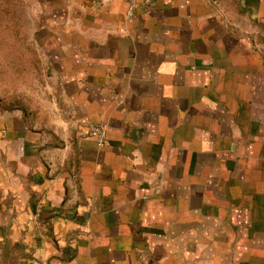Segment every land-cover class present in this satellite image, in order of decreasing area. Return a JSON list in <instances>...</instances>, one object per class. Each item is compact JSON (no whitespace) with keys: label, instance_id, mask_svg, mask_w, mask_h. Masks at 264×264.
<instances>
[{"label":"crops","instance_id":"obj_1","mask_svg":"<svg viewBox=\"0 0 264 264\" xmlns=\"http://www.w3.org/2000/svg\"><path fill=\"white\" fill-rule=\"evenodd\" d=\"M23 1L54 94L0 107V264H264V0Z\"/></svg>","mask_w":264,"mask_h":264},{"label":"rangeland","instance_id":"obj_2","mask_svg":"<svg viewBox=\"0 0 264 264\" xmlns=\"http://www.w3.org/2000/svg\"><path fill=\"white\" fill-rule=\"evenodd\" d=\"M46 77L31 39L25 3L0 0V99L25 105L35 114L51 109L54 89Z\"/></svg>","mask_w":264,"mask_h":264},{"label":"built area","instance_id":"obj_3","mask_svg":"<svg viewBox=\"0 0 264 264\" xmlns=\"http://www.w3.org/2000/svg\"><path fill=\"white\" fill-rule=\"evenodd\" d=\"M127 3L126 17L130 18L133 10L137 6H141L144 12H149L153 6V0H124ZM88 132L94 138L98 147H103L106 144V123H93L88 126Z\"/></svg>","mask_w":264,"mask_h":264},{"label":"trees","instance_id":"obj_4","mask_svg":"<svg viewBox=\"0 0 264 264\" xmlns=\"http://www.w3.org/2000/svg\"><path fill=\"white\" fill-rule=\"evenodd\" d=\"M21 3H22V5L24 4V1L22 2V0H21ZM23 48H28V47H23ZM0 107H3V108H8V109H10V108H18V109H21V110H23V111H27V107L25 106V105H15V104H13L12 102H6V101H2L1 99H0Z\"/></svg>","mask_w":264,"mask_h":264}]
</instances>
